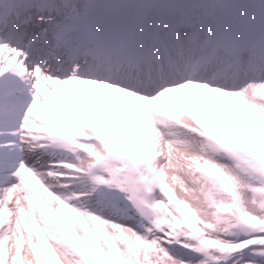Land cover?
<instances>
[{
    "label": "snow or ice",
    "instance_id": "1",
    "mask_svg": "<svg viewBox=\"0 0 264 264\" xmlns=\"http://www.w3.org/2000/svg\"><path fill=\"white\" fill-rule=\"evenodd\" d=\"M0 264H264V0H0Z\"/></svg>",
    "mask_w": 264,
    "mask_h": 264
}]
</instances>
